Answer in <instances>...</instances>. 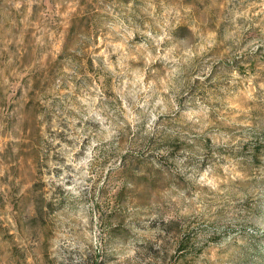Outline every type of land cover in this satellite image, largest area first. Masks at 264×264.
Here are the masks:
<instances>
[{
	"label": "rangeland",
	"instance_id": "1",
	"mask_svg": "<svg viewBox=\"0 0 264 264\" xmlns=\"http://www.w3.org/2000/svg\"><path fill=\"white\" fill-rule=\"evenodd\" d=\"M0 264H264V0H0Z\"/></svg>",
	"mask_w": 264,
	"mask_h": 264
}]
</instances>
